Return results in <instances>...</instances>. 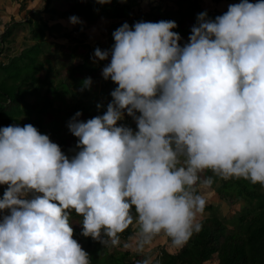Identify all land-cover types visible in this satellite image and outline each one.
<instances>
[{"label":"clouds","instance_id":"9594fccd","mask_svg":"<svg viewBox=\"0 0 264 264\" xmlns=\"http://www.w3.org/2000/svg\"><path fill=\"white\" fill-rule=\"evenodd\" d=\"M177 27L125 22L94 50L116 87L102 115L68 122L71 156L31 124L0 128V264H92L73 214L104 246L135 226L126 247L159 264L146 251L160 236L183 248L202 230V190L216 178L264 187V0L199 13L184 43Z\"/></svg>","mask_w":264,"mask_h":264},{"label":"trees","instance_id":"16d2710c","mask_svg":"<svg viewBox=\"0 0 264 264\" xmlns=\"http://www.w3.org/2000/svg\"><path fill=\"white\" fill-rule=\"evenodd\" d=\"M52 1L54 0H47L44 9L45 13L51 14L50 20L59 13L57 9L51 8ZM108 8H111V13H108ZM131 8L132 3L121 4L119 0H112L110 4L104 5L97 3V0H76L67 14L90 21L88 10L99 9L105 18L127 19L130 26L138 21L146 20V15L131 18ZM201 12L205 11L198 5V0H194L193 3L189 0L186 12L181 13L184 18L190 16L196 20ZM206 12L213 19L219 15ZM27 23L31 26L34 44L23 48L20 54L8 57L7 62L0 61V128L13 124H19L21 127L31 124L40 133L49 128L59 133L56 119L51 125L45 123V118L58 110L57 101L66 103L64 96L71 95L74 87L72 83L71 87V84L62 79L56 82L55 79L50 78L54 71L51 56L41 58L45 55L44 48L48 42L46 34L53 36L56 25L50 26L43 18L39 21L29 18ZM14 27L13 25L7 28L0 35V56L13 42ZM65 36L70 38L73 35L67 33ZM87 60L89 59L86 58ZM82 68L81 65L78 66V72H81ZM96 69L97 67H91L90 72ZM43 71L46 72L45 75H42ZM71 79H77L74 73ZM84 80L81 79V83ZM81 83H78V87L82 86ZM61 142L64 143V141ZM210 189H206V194L218 195L230 203L243 201L244 205L242 204L241 209L233 213L232 217L215 211L209 217L199 220L202 230L194 234L183 248H178L174 252H168L162 248L155 259L159 261V264H206L216 256L214 260L218 264H264V187L259 184L253 185L242 179L225 181L216 178V182ZM213 209L215 207L212 203L206 205L205 211ZM72 219L73 216L70 218L71 222ZM81 232L80 225L79 230H74V237L76 240L86 239L85 246L88 249L102 245L90 237H83ZM122 235L125 241L134 235V230L130 227ZM162 255L165 256L164 259ZM131 256V252L126 250L119 255H110L105 264H137L140 261L137 255L134 259Z\"/></svg>","mask_w":264,"mask_h":264},{"label":"rangeland","instance_id":"374dc122","mask_svg":"<svg viewBox=\"0 0 264 264\" xmlns=\"http://www.w3.org/2000/svg\"><path fill=\"white\" fill-rule=\"evenodd\" d=\"M140 1L141 0H139V2H137V0L136 2L134 0H119L121 4H130L132 2L130 13H135L136 15L134 16H137V14L140 15L141 10L144 11L145 7L140 4ZM255 2H257V0H255ZM74 3H76V0L52 1L50 5L51 8L57 9L59 13L54 16L53 20H50L51 14L44 12L47 0H0V35H2L7 28L13 25L15 26L12 36L13 42L10 46L8 45L7 48H5L4 53L0 56V61L7 62L8 57L18 55L23 48L34 44L31 26L27 23V19L32 18L34 21H39L40 18H43L50 26L56 25L53 36H50L48 33L46 34V41L48 42L44 48L45 55L41 56V58L44 59L48 55L51 56L54 71L50 78L55 79L56 82L62 79L66 83H72L74 90H72L71 95L67 94L64 96L66 103L57 101L56 105L58 106V110L50 113L45 118L46 124H51L56 119L55 121L58 124L59 133L49 128L42 131L41 134L48 135L50 140L58 144L61 150L69 156L72 155L69 150L75 148L77 138L69 132L67 127L68 122L77 111L82 112V116L80 117L82 121H87L94 116L102 115L103 112L106 111L107 104L111 101L110 93L116 87L111 80L105 81L101 75L102 69L110 60L107 62L95 60L94 50L97 47L101 50L110 49L114 44L112 29L115 31L119 26L125 23L121 22V24H119V22L109 20L103 21L105 17L99 9H90L88 10L90 21L88 19L79 18L82 23L72 25L69 21V18L72 16L67 13ZM184 8H186V6H184ZM107 11L111 13V8H108ZM134 16L131 14V18ZM178 17H182L180 13ZM67 33L73 36L67 38L65 36ZM86 58L89 60L86 61ZM80 65L83 68L81 72H78L77 67ZM91 67H97V69L90 72ZM72 72L76 75V80L71 79ZM45 74L46 72L43 71L42 75ZM89 77L93 81L90 90L81 92L80 89L82 86L78 87V83H81V79ZM97 104L103 105L100 111L97 110ZM123 123H126L133 129L136 127L134 121L129 117H126ZM61 141H64V143ZM5 188L6 186H0V197L3 196ZM202 192L206 200V205L213 203L215 209L212 211H205L204 214L199 217V220L209 217L215 211H218V213L222 215L232 217L233 213L239 211L242 204L244 205L243 201L230 203L229 201L221 199L218 195L206 194V189ZM72 220L74 223L73 229L79 230L81 218L73 215ZM130 227L135 233V226ZM122 236L123 235H121L120 244L115 247L101 245L90 250L85 246L87 245L86 239H80L77 240V242L82 246L84 251L89 253L92 264H105V261L108 260L110 255H119L126 250L131 252L132 259H134L136 255L139 257V260L143 259L144 257L135 253L131 247H126V245L133 244L134 235L125 241ZM73 238L75 239V237ZM162 248L168 252H174L178 249L171 246L167 237L160 236L156 238L153 246L146 251L145 255H152L156 258V256L160 254ZM91 253H93V255H91ZM164 257L165 256L162 255V259H164ZM214 259H216V256L206 264H218Z\"/></svg>","mask_w":264,"mask_h":264},{"label":"crops","instance_id":"0c3cea01","mask_svg":"<svg viewBox=\"0 0 264 264\" xmlns=\"http://www.w3.org/2000/svg\"><path fill=\"white\" fill-rule=\"evenodd\" d=\"M193 1L194 0H191V3H193ZM137 2H139V0H137ZM140 2H141L140 4L145 8L144 11L142 10L140 11L141 12L140 15L137 14V17L146 15L147 18H145L146 19L145 21H151V22H158L160 20H163V18L164 19L167 18V20L175 21L178 27L174 31H177L181 35L182 43L188 41V37L191 34V28L196 24V20L195 18L190 16H186L184 18L181 12H186L189 6V0H186L185 2L183 0H141ZM239 2L240 0H198V5H200L201 9L204 11L222 15L227 11L229 4L239 3ZM250 2L255 3V0H250ZM181 6H186V8L184 7L181 8ZM179 13L182 16L180 18L178 17ZM131 14L132 16L136 15L135 13H131ZM106 20L119 22V24H121V22L128 23L127 19H123V20L116 19L117 20L116 21L114 19L105 18V20L103 21ZM113 32L114 30L112 29V33ZM91 255H93V253H91Z\"/></svg>","mask_w":264,"mask_h":264}]
</instances>
